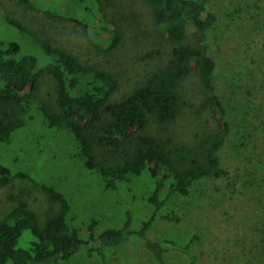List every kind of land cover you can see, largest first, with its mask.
<instances>
[{"label":"rangeland","instance_id":"374dc122","mask_svg":"<svg viewBox=\"0 0 264 264\" xmlns=\"http://www.w3.org/2000/svg\"><path fill=\"white\" fill-rule=\"evenodd\" d=\"M101 7L108 28L99 29V15L92 28L85 30L65 20L82 18L84 5L79 0H0V40L17 43L40 65L48 62L42 49L48 42L84 65L113 74L118 88L110 101H119L165 66L173 46L164 28L155 24L146 0H102ZM206 9L211 31L205 38L186 26L184 44L202 45L212 58V86L224 105L223 119L231 127L227 148L237 142V130L244 129L247 142L236 161L253 177L236 207L227 203V197L218 190L222 185L213 180L196 183L189 196L173 202L172 208L202 228L203 234L195 246L193 263L176 250H170L165 260L167 264H264V0H207ZM9 20L19 22L28 33L9 24ZM112 28L119 34L115 46ZM150 53L155 55L146 57ZM26 93L28 90L21 92ZM36 96L49 110L56 111V85L50 76H42ZM209 96L192 66L178 86L177 116L160 123L150 114L143 133L172 145L198 147L204 134L217 128ZM17 112L14 105L0 104V118ZM33 116L26 127L12 135L10 143H0V166L15 176L13 182L0 188V220L25 202L39 226H44L61 210L42 188L44 185L66 198L68 225L87 241L79 253L55 264H157L139 238L131 237L116 248L104 246L97 239L105 230L121 228L128 217L132 230L140 228L150 213L145 195L153 183L148 175L144 173L116 190H105L99 177L77 156L68 133L48 127L38 113ZM134 148V142H126L120 158L109 164L127 159ZM95 155L101 158L98 147ZM182 230V224L161 222L148 236L186 244ZM90 234L95 241H90ZM28 243L25 233L18 247L27 248ZM244 246L250 251L241 256Z\"/></svg>","mask_w":264,"mask_h":264},{"label":"trees","instance_id":"16d2710c","mask_svg":"<svg viewBox=\"0 0 264 264\" xmlns=\"http://www.w3.org/2000/svg\"><path fill=\"white\" fill-rule=\"evenodd\" d=\"M79 1L84 5L82 18L65 20L88 30L100 15L102 25L99 29L106 30L109 25L101 7L102 0ZM146 2L151 7L155 24L164 28L173 48L164 67L119 101H110L118 88L113 74L84 65L66 50L48 42L42 44L48 62L40 65L17 43L0 40V104L14 105L18 109L15 115L0 118V143H10L12 135L33 120L35 112L48 127L68 133L77 156L88 171L99 177L105 190H116L121 184L130 183L146 173L153 186L145 195L150 213L140 228L132 230L128 217L121 228L105 230L97 239L104 246L116 248L136 237L144 241L146 250L157 264H167L165 255L170 250L185 254L193 263L202 228L184 219L172 208V203L189 196L196 183L213 180L222 185L218 190L227 197V203L236 207L253 177L236 161L247 136L244 129L237 127V142L227 148L231 127L223 119L224 105L212 86L214 62L202 45L184 44L186 26L197 34H204L205 38L211 31L207 0ZM8 22L28 33L19 22ZM111 32L115 46L119 34L113 28ZM154 55L150 53L146 57ZM192 66L197 70L204 89L210 92L208 102L217 121L215 132L204 134L198 147L193 148L172 145L168 140H157L144 134L148 115H155L160 123H167L177 116L178 86L191 73ZM43 75L50 76L55 82L56 111L49 110L36 96ZM23 90L28 93L21 94ZM126 142H134L132 154L120 163L109 164L110 160L120 158ZM96 147L101 150L100 159L95 155ZM14 178L7 168L0 166V188L9 185ZM42 188L52 202L60 205V212L49 217L40 227L35 213L25 202H20L0 220V264H55L76 255L86 245L87 241L68 225L69 203L66 198L51 187L42 185ZM161 222L182 224L186 244L179 240L150 238L148 234ZM25 233L29 236L28 247L19 248V241ZM88 238L96 240L93 234ZM243 249L241 256H246L250 248L244 246Z\"/></svg>","mask_w":264,"mask_h":264}]
</instances>
